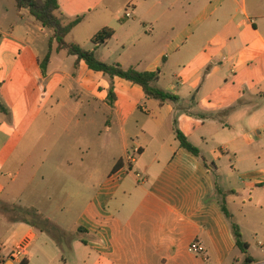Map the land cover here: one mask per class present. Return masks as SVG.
Instances as JSON below:
<instances>
[{
  "label": "crops",
  "instance_id": "0c3cea01",
  "mask_svg": "<svg viewBox=\"0 0 264 264\" xmlns=\"http://www.w3.org/2000/svg\"><path fill=\"white\" fill-rule=\"evenodd\" d=\"M60 3V9L86 13L80 25L94 13L105 14L100 31L111 28L114 36L87 50L110 65L158 73L155 86L177 100L150 99L139 85L90 70L58 51L53 34L27 10L12 2L15 12L9 15L2 7L0 101L8 113L0 111V202L26 198L24 192L8 194L9 188L54 124L69 123L83 108L109 111L105 145L115 142L120 152L87 194L75 193L71 206L61 208L68 213L80 204L72 221L76 234L45 214L63 241L0 215V264H245L246 257L264 264V0ZM47 40L45 57L51 53L44 73L39 45ZM176 130L202 158L181 147ZM215 136L228 138L226 154L233 157L225 186L215 176L221 155L213 152L210 163L204 153ZM97 172L95 161L89 179ZM232 205L244 219L231 213ZM232 222L242 240L246 229L255 242L244 240L246 254L237 247ZM194 243L204 251L192 253ZM19 248L23 255L14 258Z\"/></svg>",
  "mask_w": 264,
  "mask_h": 264
},
{
  "label": "rangeland",
  "instance_id": "374dc122",
  "mask_svg": "<svg viewBox=\"0 0 264 264\" xmlns=\"http://www.w3.org/2000/svg\"><path fill=\"white\" fill-rule=\"evenodd\" d=\"M11 1L16 8L15 0H0V9L5 7L7 10L9 9V15H14L15 11ZM59 5L62 7L61 3ZM129 11L128 9L125 13ZM84 15L86 13L64 9H60L58 12L61 22L65 25L76 17ZM105 21V14L101 12L94 13L83 25L76 27L66 38V41L78 44L82 49L87 50L92 46L93 37L100 31ZM45 31L49 37H52V30L45 29ZM41 41L44 43L42 39ZM39 46L43 51L42 54H44L42 58V62H44L45 53L49 48V41H46L45 46L42 44ZM109 116V111L106 109L100 111L98 109L86 110L83 108L75 118L73 116L70 118L69 123L60 124V121H58V124H54L51 131L36 147V155L32 158L33 161L24 167L19 181L9 188L8 194L11 195L12 192V195H15L24 192L26 198H23L17 204L0 202V215H4L9 221L27 219L36 225L38 229H41L44 227L42 218H46V214L55 223L62 225L67 230L71 229V233L76 234L72 221L81 207L80 204L72 206V210L68 213L66 211L62 212V209L71 206L75 201V193H80L83 196L87 194L89 192L86 189L87 186H91L102 175L104 176L105 172L114 165L112 158L120 152L115 142L112 146L105 145L104 132ZM227 140L228 138L224 136H215L214 139L209 138L204 146L205 157L210 163L215 161L214 153L221 155L220 161L216 159L218 171H215L220 186L229 183V176L233 172L230 167V160H233V157L226 154V152L231 151L225 146ZM223 151L226 155H222ZM130 152L132 153V150ZM95 161L98 165V172L93 175V179H89V172ZM237 176L238 174H236ZM88 179L92 181L89 182ZM218 192H221V190L218 189ZM219 199L224 202L221 193ZM31 205L38 206L34 208L30 207ZM45 208L47 209L43 214ZM229 210L239 221L244 219L245 213L239 212L238 206L232 205ZM33 212H38L42 218L36 216ZM243 231L246 234L244 240L249 239L252 244L255 243L249 232L246 229ZM51 234L55 236L57 241H63L58 229H55V232ZM43 238H45L44 235Z\"/></svg>",
  "mask_w": 264,
  "mask_h": 264
},
{
  "label": "trees",
  "instance_id": "16d2710c",
  "mask_svg": "<svg viewBox=\"0 0 264 264\" xmlns=\"http://www.w3.org/2000/svg\"><path fill=\"white\" fill-rule=\"evenodd\" d=\"M17 7L22 10L25 9L29 14L35 18L36 21L42 24L44 28L53 31V39L58 43V51H66L68 55L77 57L78 62L84 61L88 68L92 71L102 73L104 76L114 79L119 77L121 79L132 82L133 84L139 85L143 88L147 97L150 99H156L162 103L167 101H175L176 97L171 94L157 88L155 83L158 79V73L155 72H140L134 68L124 69L119 64H107L100 61L94 51H87L80 47L78 44L68 43L66 38L71 34V32L82 23L84 17L78 16L69 24L65 25L61 22L58 12L60 11L59 0H15ZM114 30L111 28H105L98 32L92 39V43L96 46L105 45L114 36ZM50 53L46 56L44 62L41 63L42 71L45 73L46 66L50 60ZM116 96L114 94L113 88L109 91L108 100L110 105H113ZM0 111L3 113H8L6 106L0 101ZM176 137L180 142V145L187 152L195 157H200V151L196 148L187 137L182 134L179 130H176ZM122 162H118L113 169V173L118 172L121 169ZM222 192H219V194ZM222 210L229 220H232V215L229 213L227 208L222 205ZM36 216L41 217L38 212H33ZM42 218V217H41ZM44 227L42 231H47L52 233L57 229V227L47 218H42ZM13 222H25L31 223L27 219H17ZM34 225L33 223H31ZM36 227V225H34ZM232 228L234 236L236 238L237 247L246 254L248 251V244L243 242L242 234L240 232L239 226L232 222ZM22 264H28L27 261L22 262ZM245 264H253V259L246 257Z\"/></svg>",
  "mask_w": 264,
  "mask_h": 264
},
{
  "label": "built area",
  "instance_id": "2783aa9c",
  "mask_svg": "<svg viewBox=\"0 0 264 264\" xmlns=\"http://www.w3.org/2000/svg\"><path fill=\"white\" fill-rule=\"evenodd\" d=\"M190 251L192 253H202L204 251L203 247L199 246L198 244L194 243L190 246ZM23 249L19 248L13 254L14 258L20 257L23 255Z\"/></svg>",
  "mask_w": 264,
  "mask_h": 264
}]
</instances>
